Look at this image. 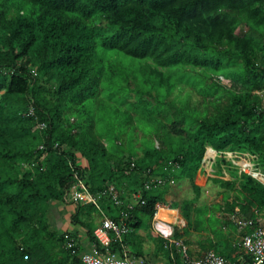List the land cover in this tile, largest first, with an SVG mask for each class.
<instances>
[{
	"label": "trees",
	"instance_id": "1",
	"mask_svg": "<svg viewBox=\"0 0 264 264\" xmlns=\"http://www.w3.org/2000/svg\"><path fill=\"white\" fill-rule=\"evenodd\" d=\"M95 19L105 26L88 24ZM97 40L104 54L142 61L138 73L152 88L142 93L141 78L134 77L131 91L141 103L156 94L147 117L163 134L155 136L158 145L138 147L140 154L118 137L111 153L88 115L86 103L99 94L103 72ZM175 73L186 77L171 83ZM180 83L197 94L196 104L190 93L180 105L166 101ZM262 89L264 0H0V264H82L74 234L49 218L54 203L82 191L74 176L104 216L119 221L128 215L130 231L113 252L121 255L126 247L141 257L139 231L164 204L170 181L187 180L199 195L195 178L206 147L248 151L264 162V111L256 94ZM230 174V180H213L231 195L226 209L253 220L264 212V187ZM153 177L164 184L150 183ZM192 204L183 201L179 208L186 229L197 221ZM99 213L92 203L76 204L70 222L94 242ZM159 249L168 264H182L175 249L172 257L161 241Z\"/></svg>",
	"mask_w": 264,
	"mask_h": 264
},
{
	"label": "rangeland",
	"instance_id": "2",
	"mask_svg": "<svg viewBox=\"0 0 264 264\" xmlns=\"http://www.w3.org/2000/svg\"><path fill=\"white\" fill-rule=\"evenodd\" d=\"M27 7H29V5ZM88 24H97L101 25L102 27L105 26V22L103 21L98 24L97 19H95L94 21H88ZM237 33L242 34L243 30L239 28L237 30ZM98 43L99 40L96 41L97 46L95 49L98 58L102 59L100 66L103 68V72L101 74V81L99 84V94L97 95V97L90 99L86 103L88 115L95 120L96 131L102 137L103 142L111 153L116 152L115 139L118 137L125 148H131L135 146L137 147V153L140 154V149H138V147H141L142 145H149L154 141L158 145L159 143L155 136H161L163 134L162 130H156L153 122L148 121L149 118L147 117L149 108L148 104L150 102L153 104L155 103L154 97L156 94L155 92H152L149 98L144 95L143 97H147L146 99L149 102L147 104L141 103L139 101V95H137L138 93L136 91L134 93L131 91L136 88V80L134 79V77L136 78L138 76L139 78H141V84L139 86L140 89H142V93H146L149 91V89L152 88L151 84L147 85L142 83V79H145L146 77H142L138 73V68L142 61L133 60L130 57H125L121 53H117L115 51H109L104 54V51L98 46ZM185 77L186 75L183 73H175L172 77L171 83L173 82V80L177 79L178 81H182L185 79ZM127 81H129L128 84L130 90L127 87ZM190 88L191 87L185 83L177 84L166 101L169 102L173 101L174 99H178L177 104H179V101L186 100L187 94L190 93L192 95V103L196 104V101L200 98L196 93H191ZM166 123H169V121H166ZM124 155L127 156V151L124 152ZM81 161L83 164L84 161ZM206 179L211 180L212 178L207 177ZM208 180L206 182L208 186L206 184V193L204 195L206 197H211L212 199H206L210 201V203H215V201L217 200L219 202H222V196L224 197V193L227 192H224L218 187L217 184L209 182ZM180 186V182L176 181H174L173 185H170L172 194H175V198L178 201L192 196L189 184L184 183L182 187ZM224 200L226 201V199ZM168 201L170 203L173 202L171 199H168ZM213 211L214 210H212V212ZM219 211L221 210H218V212L214 211L213 214L217 216V213H219ZM226 211L227 212H224L226 213V215L222 213L218 214L217 217L219 218V220H215L212 217L208 221L209 223L207 224V226L213 232L212 234H214L217 238H226L225 232L221 231L219 227H227L228 229L229 225L227 223L229 222L230 224H233L228 219L230 214L229 211L227 209ZM56 213L57 210L54 206H52L49 214L51 223H54L57 219ZM163 213L164 210H162V216H164ZM200 216L201 215H199V217L197 218L199 226H206L203 215L201 216V218ZM220 222L225 224H221ZM147 230L148 228L144 227L142 229V232L148 233ZM185 234H187L186 230ZM227 236L229 237L230 234H228ZM216 250L218 251L219 249ZM162 257L164 259L165 255L162 254Z\"/></svg>",
	"mask_w": 264,
	"mask_h": 264
},
{
	"label": "built area",
	"instance_id": "3",
	"mask_svg": "<svg viewBox=\"0 0 264 264\" xmlns=\"http://www.w3.org/2000/svg\"><path fill=\"white\" fill-rule=\"evenodd\" d=\"M32 75H36L35 71H31ZM260 98V110L264 111V89L256 92ZM32 109L29 115L32 116ZM38 128L43 130L44 124H38ZM58 148L57 145L54 146ZM43 149V147H40ZM219 163L221 167H228L237 171L238 175H246L259 183L264 187V162L259 160L256 156L252 155L248 151H215L211 147H206V152L201 161L200 169L206 175V177L213 178L215 170L213 166ZM224 176V173L222 174ZM78 185L82 191H87L86 187L80 179L76 176ZM150 183L163 185L164 181L161 179H153ZM173 181L170 182L172 184ZM150 184L146 185L149 188ZM112 195V200L119 204L117 195L112 187L108 189ZM90 203L94 204L99 209L97 202L91 198ZM143 204V202H142ZM131 208V207H130ZM160 206H156V213ZM128 215L122 214V218L119 221H115L104 217L94 233V245L88 253L79 255V259L82 264H146L141 258L132 256L127 250L122 247L121 255L117 252H113L112 246L115 243H121L125 235L129 233V228L126 224ZM154 218V217H153ZM229 221L235 224L243 233L237 243V247L240 249V258L238 264H264V228L259 226L253 220L242 218L238 210L229 214ZM249 230L250 232H246ZM153 231L159 237L164 240V245L167 249L175 248L176 252L180 254L182 264H228V261L221 255L216 254L213 251L207 252L200 258H192L187 247L180 241L173 238V229L170 224L163 221L154 220ZM66 241V248L71 250L72 254H75V242L68 235H64ZM26 258V257H25Z\"/></svg>",
	"mask_w": 264,
	"mask_h": 264
},
{
	"label": "crops",
	"instance_id": "4",
	"mask_svg": "<svg viewBox=\"0 0 264 264\" xmlns=\"http://www.w3.org/2000/svg\"><path fill=\"white\" fill-rule=\"evenodd\" d=\"M84 161V159H81L79 157V164L82 167L86 166V163L84 161V163L82 164V161ZM213 168L215 169V174L213 175V178L211 180L206 179L207 177L204 175V173L201 171V169L199 170L196 178H195V184L199 187L200 189V193L199 195H195V193L192 191L191 189V193L192 196L191 197H187L185 199H182L180 201H178L175 198V194H172V189L169 190V192H167V194L164 195L163 201L164 204H160V208L157 211V215H159V220H163V222L170 224V226L173 229V238L174 237V233L175 231H178L180 235L183 234V230L185 228V222L182 219L181 215H180V204L183 201H191L192 204V209L194 214V219L199 217V215H203V219L205 220V225L206 226H199L198 221H196L195 223H193L191 226H189L186 229L187 234H183V236H181L180 238H175L176 240H180L188 249V253L192 258H200L203 255H205L207 252L209 251H213L216 254H219L221 256H223L229 263V260L226 257H229L230 260H238L240 258V249L237 247V243L240 239V236L243 233H240V231L238 230V228L236 227V225L234 224H230L229 222L227 223L228 229L227 227H219V229L221 231L225 232V236L226 238H217L214 234H212L213 232L209 229V227L207 226V224L209 223L208 221L213 217L215 220H219V218L217 217L219 213L225 214L224 212L226 211V201L230 202L231 200V195L227 193H224V197L222 196V202H219L218 200L215 201V203H210V201H208L206 198L208 199H212L211 197H206L204 194L206 193L205 188H206V182L207 180L209 182H213L214 179H224V180H230L231 179V174H230V170L235 171L234 169L228 168V167H221V174L224 173V176L218 173L217 167L216 165L213 166ZM237 173V171H235ZM238 175V173H237ZM155 179L154 177L151 179L153 180ZM160 179V178H157ZM184 181V182H183ZM183 181H179L181 186H183L184 183H188L187 180H183ZM171 182V181H170ZM174 184V182L172 183V185ZM171 185V184H169ZM190 186V185H189ZM208 186V184H207ZM219 187V186H218ZM113 188V187H112ZM191 188V187H190ZM220 188V187H219ZM221 190H223L222 188H220ZM224 191V190H223ZM225 192V191H224ZM92 197L90 196V194L87 191H81V192H77V193H70L66 199L64 200V202L61 203H54L52 206L55 207V209L57 210L56 213V220L54 222V226H56L58 229H60L62 232H70L72 234H74V238L81 250V254L83 253H88L92 246L94 245V242H92V240L89 238L88 234H87V230L84 227H80L78 225H74L70 222V218L73 215V213L75 212V206L76 204H80V205H86L88 203H90V199ZM168 199H171L173 202H169ZM226 199V201L224 200ZM98 205V204H97ZM172 206L178 205L177 208H171ZM99 207V205H98ZM97 209V208H96ZM164 210V213L162 216V211L160 213V210ZM100 213L98 215H96L95 218V229L100 226L101 221L103 220L104 216L100 207L99 209H97ZM212 210L219 211V213H217V216L215 214H213ZM238 210V208H235L234 211ZM197 211V212H196ZM239 211V210H238ZM240 212V211H239ZM156 215V216H157ZM156 216H154V218L152 219V222L150 224V226L148 227L147 232L148 233H143L142 230L139 231V235L141 237V250H142V256L137 258H141L145 261L146 264H168L166 255L164 253V251L159 249V244L160 241L163 242L164 245V240L157 236L155 234V232L153 231V222L156 219ZM200 216V218H201ZM240 216L242 218L243 215L240 213ZM264 212L259 213V214H255V216L253 217V221L255 223H257L259 226L264 228ZM108 218V217H106ZM110 219V218H109ZM113 220V219H112ZM218 222V221H217ZM221 224H225L220 222ZM219 223V224H220ZM218 225V223H217ZM93 231V233H94ZM249 230H247L246 232H248ZM230 234V236L228 237L227 235ZM210 235V236H209ZM146 238H145V237ZM94 238V236H93ZM145 238V239H144ZM127 252L129 254H131L133 256V254L130 252V249L124 247ZM164 248L166 249L165 245ZM175 248H171L170 249V256L172 257V252ZM216 249H219L218 251ZM80 254V255H81ZM162 254L165 255V258L163 259Z\"/></svg>",
	"mask_w": 264,
	"mask_h": 264
},
{
	"label": "bare ground",
	"instance_id": "5",
	"mask_svg": "<svg viewBox=\"0 0 264 264\" xmlns=\"http://www.w3.org/2000/svg\"><path fill=\"white\" fill-rule=\"evenodd\" d=\"M162 211V209L160 210V212ZM159 219V215H157L156 216V220H158ZM158 221H160V220H158Z\"/></svg>",
	"mask_w": 264,
	"mask_h": 264
}]
</instances>
